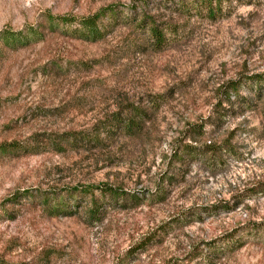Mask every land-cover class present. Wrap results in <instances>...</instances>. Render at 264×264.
<instances>
[{
    "label": "rangeland",
    "instance_id": "obj_1",
    "mask_svg": "<svg viewBox=\"0 0 264 264\" xmlns=\"http://www.w3.org/2000/svg\"><path fill=\"white\" fill-rule=\"evenodd\" d=\"M200 1L0 0V143L95 131L99 140L0 155V264H264V234L248 231L264 220V86L255 94L245 79L264 76V0H222L212 15ZM110 6L117 19L98 41L48 28L47 18L79 20ZM142 15L163 28L161 49ZM29 27L42 39L2 44ZM237 80L234 97L226 83ZM158 95L164 101L138 135L110 122L120 107H147ZM198 124L205 135L196 141ZM196 142L222 151L180 155ZM100 185L128 197L94 190L103 211L90 220V196L68 192ZM53 195L64 213L44 210ZM217 202L235 207L204 210ZM230 234L242 246L202 263L205 243L223 247Z\"/></svg>",
    "mask_w": 264,
    "mask_h": 264
},
{
    "label": "trees",
    "instance_id": "obj_2",
    "mask_svg": "<svg viewBox=\"0 0 264 264\" xmlns=\"http://www.w3.org/2000/svg\"><path fill=\"white\" fill-rule=\"evenodd\" d=\"M222 0H201L199 2V9L204 11L207 15H212L213 13L220 10ZM117 19V12L115 8L112 6L105 7L94 14L81 18L79 20L70 19L67 17H59L52 19L47 18L48 28L53 30H58L63 32L64 35L71 36L76 39L84 40V41H98L102 39L107 34L108 27L111 26ZM75 25H72V24ZM140 26L143 30H146L152 47L154 49H161V46L165 42V37L163 34V28L159 27L152 21V19L145 17L142 15V19H140ZM165 29V28H164ZM42 39V33L37 28L29 27L22 33H18V35L7 34L3 35L4 42L2 44L5 45H17L18 47L27 46L30 43H35ZM2 40V41H3ZM251 85L255 86V94L260 92V88L264 86V76L260 74H253L245 78ZM239 85V80L237 81H228L226 86L230 91H232L234 97L237 96V89ZM228 100V99H227ZM164 101L163 95L154 96L150 100V105L147 107L141 106H129V107H120L119 110L113 114V116L109 119L110 122L115 123L118 129L126 135V136H134L138 135L145 124V122L149 119V115L155 113L160 104ZM196 129V130H194ZM192 129V136L196 135V141L199 138L202 139L205 135L204 125L198 124L196 128ZM96 133H87V132H79V133H67V134H52L50 136H46L43 141H38L37 137L33 136L28 138L27 141L22 143L11 142V143H0V155L1 154H18V155H35L48 151L54 152H62L65 147H75L76 143L82 142L83 145L89 144L91 142L98 143V131ZM190 134V135H191ZM190 137L192 142L194 138ZM222 150L220 145H215V143L210 142H202L194 145H181L180 155L194 157L196 156L201 158L206 156V159H213V156L218 152L220 153ZM226 151V150H224ZM179 155V153H178ZM180 157V156H179ZM180 159V158H179ZM161 184V183H160ZM162 187V186H160ZM260 192H264V186H259L258 188ZM96 190L100 194L107 193L112 198L121 197L122 199H126L128 195L126 193L117 190L116 188H112L107 185L100 186H84L82 189H71L68 192L70 195H73L75 192L84 193L90 196V200L88 206L86 207V216L90 220H99L98 217L101 214L102 206L97 204V201L92 197L93 191ZM80 191V192H79ZM158 199L163 198L166 195V191L162 188H156V192L154 193ZM151 197V196H150ZM133 195L129 196V200L138 205L139 200ZM44 210L48 211L52 215H58L64 213L65 207H62V203L60 201L59 196L53 195L52 198L45 197L43 198ZM225 207H235V204L227 203V202H217L216 204L210 205L206 207L204 210H212L216 212L218 209H222ZM227 208V209H229ZM215 210V211H214ZM198 215V214H196ZM180 221H184V217L177 218ZM197 220H200V217L197 216ZM184 223H187L185 221ZM248 231H253L254 233L260 230L264 234V220L260 223H251L248 226ZM148 238H143L140 243L141 247H144L145 241ZM242 238H234L233 235L224 236V246L218 247L213 243H205L206 251L200 250V257L202 263H211L213 259H218L222 254V251L232 252L239 249L242 246ZM138 243V244H140ZM202 251V252H201ZM198 255V257H199ZM197 257V255H196Z\"/></svg>",
    "mask_w": 264,
    "mask_h": 264
}]
</instances>
